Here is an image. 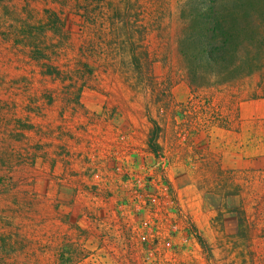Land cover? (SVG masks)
<instances>
[{
  "label": "rangeland",
  "instance_id": "374dc122",
  "mask_svg": "<svg viewBox=\"0 0 264 264\" xmlns=\"http://www.w3.org/2000/svg\"><path fill=\"white\" fill-rule=\"evenodd\" d=\"M189 1L0 0V264H264V57L200 86Z\"/></svg>",
  "mask_w": 264,
  "mask_h": 264
},
{
  "label": "trees",
  "instance_id": "16d2710c",
  "mask_svg": "<svg viewBox=\"0 0 264 264\" xmlns=\"http://www.w3.org/2000/svg\"><path fill=\"white\" fill-rule=\"evenodd\" d=\"M181 19L192 32L185 54L190 66L200 67V86L212 85L207 65L221 69L212 73L223 82L251 75L259 67L264 57V0H190ZM159 133L156 126L154 138ZM150 147L155 149L154 144Z\"/></svg>",
  "mask_w": 264,
  "mask_h": 264
}]
</instances>
